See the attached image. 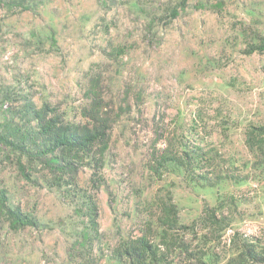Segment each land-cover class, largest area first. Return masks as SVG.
Returning a JSON list of instances; mask_svg holds the SVG:
<instances>
[{
  "label": "clouds",
  "instance_id": "obj_1",
  "mask_svg": "<svg viewBox=\"0 0 264 264\" xmlns=\"http://www.w3.org/2000/svg\"><path fill=\"white\" fill-rule=\"evenodd\" d=\"M0 264H264V0H0Z\"/></svg>",
  "mask_w": 264,
  "mask_h": 264
}]
</instances>
